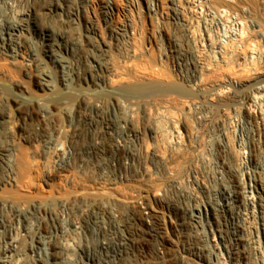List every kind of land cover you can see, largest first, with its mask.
Here are the masks:
<instances>
[{
    "label": "bare ground",
    "instance_id": "6f19581e",
    "mask_svg": "<svg viewBox=\"0 0 264 264\" xmlns=\"http://www.w3.org/2000/svg\"><path fill=\"white\" fill-rule=\"evenodd\" d=\"M256 1L261 4L259 13L264 17V0ZM188 2L194 13L188 20L187 31L191 38L197 39L200 33L202 39L208 42V47L213 48L214 53H220L225 60L231 54L226 49L227 46L235 47L234 50L240 49L239 54L242 55L245 65H251L258 72L264 71V68L258 64L259 57L264 56V50L259 45L253 44L255 38L264 34V23L261 22L262 17L260 19L253 13L255 9H252L250 0H222L220 4L215 0H188ZM24 5H21L19 0H0V55L6 56L12 62L26 60L25 65L34 64L42 69L40 74L43 94L60 88L58 80L68 86L69 75L73 72L71 58L54 47L58 45L60 48L61 42L52 31L40 28L33 21V14L28 6ZM157 5L158 1L152 0L150 10L154 17H158ZM61 6L59 5V8ZM200 15L204 19L203 23L200 22ZM128 29V24H123L113 30L114 36L118 39L126 35ZM35 42L47 47V49L43 48V55H36L28 48L26 51V46H32ZM165 44L173 45V37H165ZM172 51L178 58L183 54L179 43L172 47ZM235 52L233 51L232 54ZM228 61L231 64L230 60ZM98 62L101 64L100 59ZM229 63L227 67L232 66ZM210 65V59H204L199 64L201 69H209ZM195 66L198 65L195 63ZM53 69H56L57 78L52 74ZM258 83L264 85V79ZM17 87L21 92L19 95L25 97L23 93L25 85L17 84ZM121 96L117 106H120L126 115L131 116L140 110L145 119L144 132H133L121 123L99 126L98 119L85 115L80 104L76 106L71 122L62 124L56 134L49 136L43 134L40 137L36 132L30 131L31 133L26 134L24 138L29 141L41 138L45 150L43 164L46 167H53L57 175H71V180L79 186L93 184L97 188L113 190L115 192L113 197L116 200H124L139 207L147 224L148 235L158 242V253L162 254L165 242H170L185 264H242L244 253L247 264H254V258L256 264H264L263 161L253 166L249 162L250 159L248 164L245 162L242 164L241 168L246 173L248 182L243 183L240 189H233L227 183L217 188L211 179L206 180L207 182L201 180V183L198 182L194 186L188 179L189 173L179 174L171 160L175 156L173 152L177 151L178 154L180 151L182 155L184 153L191 156L194 148H191L193 145L188 146V140L184 139L178 117L174 111H171L170 104L158 103V99L150 101L147 97L139 98L127 93ZM194 99L198 101V98L192 97L183 101L181 105L186 107L192 113L193 120H196L193 135L202 142V140L206 141L208 124L212 121L218 124L225 118L221 117L219 112L221 110L213 111V106L208 108V103H194ZM99 101L90 103L94 110L99 111L102 108L103 103ZM9 104L15 113L21 115L25 114L28 107V103L19 101ZM66 106L65 102L58 109L63 110ZM251 108L264 115L263 103H255ZM48 112L49 110H43V116ZM4 120L5 116L0 115V124ZM23 126L20 122H13L10 128L18 129ZM223 129L225 130L224 127ZM94 130L97 134L90 135ZM85 136H87L85 148L79 149L78 142ZM107 136L111 139V146L117 149L125 147L130 142L140 141L154 161L163 163L165 171L161 173L159 167L150 161L144 162L139 170L133 159L128 157L121 159L125 169L117 170L113 157H102L100 154L103 140ZM158 144L161 146L160 149ZM14 145L19 158L14 162L11 153L5 154L2 158L4 173L0 176V182L4 187L23 188L31 182L30 171L37 159H30L27 148L25 149L21 140H15ZM205 154L209 159V153ZM218 161L215 165V177L223 179L224 161ZM89 172L93 175L91 182L80 175ZM196 175H199V172ZM207 177L203 176L204 179ZM163 178L169 181L177 197L183 201L182 204H179V201L175 205L184 214L181 219L165 210L166 206L169 209L174 206L165 198L167 189L162 186ZM197 178L196 176L195 179ZM62 188V186L52 188L60 194V201L50 210L47 204L39 200L32 203L27 201L14 203L12 199L2 202V207H8L10 211L7 220H3L0 224V264H133L124 260V257H129L131 250H134L137 240V230L133 227L129 213L122 212L115 200L109 198L98 201L97 198L87 197L80 204H76L79 201L77 197L71 200L63 196ZM239 193L243 194L244 199H239ZM204 194L208 195V199H205ZM101 208L104 211H101ZM185 223L187 228L188 225L191 226L197 240L186 238L189 241L185 242L181 239V229L184 228Z\"/></svg>",
    "mask_w": 264,
    "mask_h": 264
},
{
    "label": "rangeland",
    "instance_id": "374dc122",
    "mask_svg": "<svg viewBox=\"0 0 264 264\" xmlns=\"http://www.w3.org/2000/svg\"><path fill=\"white\" fill-rule=\"evenodd\" d=\"M60 1L64 4V12L62 15L56 10L58 4L57 0H19V3H21V5L25 4L24 6L26 7L28 6L33 14V21L40 28L45 29L46 31H52L53 35L59 42H61L60 48L58 45H55L54 47L60 49L62 53L71 58L73 72L69 75L70 80L67 82L70 84L68 86H66L67 84H65V82H59L60 80H58L60 88L43 94V91L41 90L42 76L40 74L42 69L36 67L34 64L25 65L26 60L12 62L6 56L0 55V106L2 107H0V115L5 116L4 122L0 124V176L4 173L2 158H4L5 154L11 153V158H13L14 162L19 158L18 151L15 149L16 145H14L15 140H21L22 145L25 149L27 148L26 151L27 154L30 155V159H37L36 163H33L34 166L30 171L32 178L30 184L23 186V188H18L15 186L4 187L0 182V224L3 220H7L9 217L8 213L10 210L8 207H2V202L4 200H13L14 203L19 201L32 203L35 200H39L47 204L48 209L50 210L60 201V194L55 192L52 188L55 186H62L61 194L69 197L71 200H74L75 197H77L79 201L76 204H80L87 197L97 198L98 201L109 198L112 201L115 200L119 209H122V212L125 214L129 213L131 221L133 222V227L137 230V240L134 250H131L132 252L129 253L130 256L124 257L125 261H131L133 264H185V261L182 260L179 252L171 246L170 242H165L162 254L158 253V242L152 240L148 235L146 230L147 224L144 221L143 213L139 207L133 206L124 200H116V198L113 197L115 195L113 190L97 188L93 184L79 186L75 181L71 180V175L60 176L56 174L53 167L44 166L43 160L45 157V150L40 137L43 136V134L44 136L54 135L58 132L62 124L70 123L73 119H71V116L73 117L75 109L80 104L84 109L85 115L94 116L98 119L99 126L106 125L107 123H113L115 125L121 123L133 132H144L145 119H143L140 110L132 116L126 115L121 107L117 106V103H119V99L122 98L121 94L125 93L136 95L139 98L147 97L150 101L158 99V103L170 104L169 107H171V111H174V114L176 113L175 115L178 117V123L180 124L179 126L184 139L186 141L188 140V146L193 145L191 148H194L191 156L183 153V155H185L184 157L180 151L178 154H176L177 151L176 153L173 152L175 156L173 155L174 157L171 160L173 161V165H175L176 171L179 174H185L186 172L189 173L188 179L189 181H192L194 186H196V183L198 182L201 183V180L208 181L209 179L210 181L211 179V182L213 180V183L216 184L217 188L222 187L223 183H227L232 186L233 189H240L243 186V183L248 182V178L246 173L243 172V168H241L244 163L241 161L242 158L240 154L232 146V139L227 142L225 134H223L222 122H225V125L227 124V116L222 113L223 106L221 105L223 103H208V108H212L213 106V111H217V109L221 110L219 111L221 117H224L226 121L221 119L222 121L220 120L218 124L217 122L215 123V121L214 123L213 121L210 122L208 124V131L206 132V141L202 140L201 142V140L195 139L196 137L193 135V128L197 122L196 120H193L192 113L182 105L185 102V98L195 97L197 93L184 87L182 83H180L176 77L169 72V70L164 69L160 71L161 69L158 68V17H154V14H149L148 11L142 10L141 7H134L132 10H128L124 15V20H126L129 29L126 35L119 37L120 40L119 38L116 39L113 30L122 24V18L115 15L113 23L106 28L97 21L94 15L92 17H86L84 20L90 25L89 30L85 27V21L84 27L82 28L73 19L74 14L71 13V11H75L76 0ZM157 1L160 11L165 9L166 4L169 2V0ZM215 1L217 4L222 2V0ZM250 2L252 9H255L254 11L252 10L253 13L256 17L261 19L262 15L260 16L259 13V11L261 12V9H259L261 8V4L256 0H250ZM261 20V22L264 23V17H262ZM176 31L181 39L180 45L182 51L185 53L184 60H186V63L182 65L184 71L189 70L191 72L199 73L201 69L199 64L204 59H210V66H219L215 64V56L218 55L220 57V55L218 52L214 53L213 48L211 49L208 47V42L202 39L203 37L200 36V33L197 35V39H193L186 27H178L176 28ZM109 33L111 35L113 33V37H111ZM205 42L206 44H204ZM254 43L255 45L262 47L264 50V34L255 38L253 44ZM33 45H30L31 48H29L30 46H26V51H28V48L30 51H34L36 55H43V48L47 49V47L40 42H35ZM98 47L101 49L99 50ZM230 47L231 46H227L226 49H228L231 54L233 51H236L237 54L240 53V49L234 50L235 47ZM208 48L211 51L208 50ZM236 48L239 47L236 46ZM241 48L243 47L241 46ZM236 52L233 53L232 56L229 53L230 55H228V57H235ZM210 54L212 55L210 56ZM98 59L101 60V64L98 62ZM195 63L198 66H195ZM258 64L264 68V56L261 58L259 57ZM222 66L224 67V65ZM225 67H227L226 64ZM241 68L244 69L245 66L241 65ZM56 69H53L52 71L55 78H57ZM17 84L25 85L26 88H23L25 97L19 95L21 92L18 90ZM95 100H100L99 103H103V106L99 111L94 110L90 105V103H94ZM16 101L28 103L25 114L21 115L13 111V107L10 106L9 103H16ZM65 102L67 103L66 108H64L65 110L61 109V111L58 109L61 108ZM48 105L50 108H45V106ZM231 109L233 110V107ZM43 110H49V112L43 116ZM244 112L249 116L246 109ZM13 122H20L24 126L18 129L10 128ZM159 124L160 123H158V126ZM30 131L36 132L40 136L38 137L40 139L37 138L33 141L26 140L24 136L31 133ZM217 132L220 133L217 134ZM92 133L96 135L97 131H92L90 135ZM262 134L261 148L264 149V133ZM86 137L87 136L80 138L77 145L79 149L85 148ZM190 141L192 143H190ZM110 143V137H105L100 154L102 157H113L115 159V168L117 170L125 169L121 159L128 157L131 160L133 159L139 170L144 162L150 161L159 167L161 173L165 171L163 163H160V161H154L151 155L148 154L141 145L140 141L130 142L125 147L119 149L112 147ZM200 145H202V147ZM198 146L201 148H197ZM158 147L159 149L161 148L160 144H158ZM195 148L197 150H195ZM198 149H201V151ZM206 152L209 153V159L205 156L207 155L205 154ZM201 155H204L205 157H202ZM251 158L252 160L249 162L253 166L260 163L262 160L264 161V152L261 151L258 145L256 148L252 147ZM248 159L250 160L249 156ZM221 160L224 161L225 177L223 179H217L215 177V165L217 161L222 162ZM208 163L210 164L208 165ZM128 170L131 171L130 168H128ZM196 171L199 172V175H196L198 174ZM91 174L92 173L89 172L86 174L81 173L80 175H82V177L88 182H91L93 180V175ZM195 175L198 177L197 179H195ZM203 176H208L209 178L207 177V179H204ZM162 183L165 190L167 189L165 194L166 200L174 206L171 209L166 206L165 210L168 211L167 213H173V216L181 219L184 214L181 209L175 205H177L179 201V204H182V199L177 197L174 188L170 186L171 184L166 178H163ZM195 190L199 191V189L196 188ZM194 193L197 192L194 191ZM207 196L208 195L206 194L205 199H208ZM242 198L243 194L239 193V199ZM154 204L158 203L154 202ZM101 211H104V209L101 208ZM189 226L190 225H188L187 228V223H185L184 228L182 227L181 229V233L183 234H181V239L185 240V242L196 239V235L192 232L191 226ZM186 238H189V240ZM253 255L254 254H252V256ZM245 256L246 253H244V261L242 264H247V262H245ZM253 263L256 264L255 258L253 259Z\"/></svg>",
    "mask_w": 264,
    "mask_h": 264
},
{
    "label": "built area",
    "instance_id": "2783aa9c",
    "mask_svg": "<svg viewBox=\"0 0 264 264\" xmlns=\"http://www.w3.org/2000/svg\"><path fill=\"white\" fill-rule=\"evenodd\" d=\"M57 2L56 10L62 15L64 4L60 0ZM59 5H62L61 8ZM151 5L152 0H78L75 11L71 13L74 14L75 22L82 28L84 18L93 15L102 26L107 28L113 23L115 15L123 20L119 26L127 24L124 15L134 7H141L142 10L152 14ZM193 15L188 0H169L166 8L161 11L158 4V68L161 69L160 71L169 70L184 87L195 91L197 95L194 98H198V101L194 99V103H223L222 105L226 106L223 108V113L227 116V124L223 122L225 128V130L222 129L223 134L227 142L232 139V146L240 154L242 163L248 164V156L252 160V147L256 148L258 145L264 152L261 148L264 115L251 108L255 103L264 104V85L258 83L264 79V71L258 72L251 65H245L240 54H235V57L225 60L220 53V57L215 56V64L219 66L200 69L199 73L184 71L182 65L186 63L183 62L185 53L178 58L177 54L172 51V47L176 43L181 44L176 28L186 27L188 30V20ZM200 17V22L203 23L202 15ZM85 22L86 29L90 30V25L87 21ZM165 37H173V45H166ZM228 60L232 66L223 67L222 65L229 63ZM241 65L245 68L242 69ZM188 99V97L185 98V100ZM231 105H233V110ZM245 109L249 116L245 114Z\"/></svg>",
    "mask_w": 264,
    "mask_h": 264
}]
</instances>
